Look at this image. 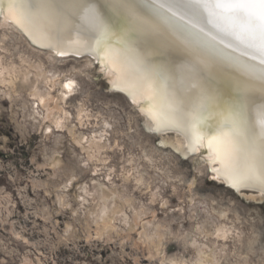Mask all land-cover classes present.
<instances>
[{
  "label": "rangeland",
  "instance_id": "rangeland-1",
  "mask_svg": "<svg viewBox=\"0 0 264 264\" xmlns=\"http://www.w3.org/2000/svg\"><path fill=\"white\" fill-rule=\"evenodd\" d=\"M3 47L7 60L18 61L20 52L37 57L14 38ZM83 63L82 57L47 63L61 79L76 81L65 101L53 100L58 87L43 106L20 79L12 90L0 86V264H170L173 259L193 264L201 244L221 251L219 264H264V200L233 193L213 181L196 156L182 157L161 145L124 97L109 89L96 65ZM53 108L62 109L59 117L66 111L65 126L46 118ZM69 129L87 137L100 133L109 146L103 158L87 162ZM93 183L131 201L128 224L118 219L108 234L96 235L92 227L86 233L97 202L87 196L82 204L76 194ZM60 195L62 206L55 201ZM134 212L139 216L129 229ZM142 223L160 231L157 249L139 238ZM217 224L232 226L233 232L217 238Z\"/></svg>",
  "mask_w": 264,
  "mask_h": 264
},
{
  "label": "bare ground",
  "instance_id": "bare-ground-1",
  "mask_svg": "<svg viewBox=\"0 0 264 264\" xmlns=\"http://www.w3.org/2000/svg\"><path fill=\"white\" fill-rule=\"evenodd\" d=\"M26 4L27 7L25 0L0 2V49L8 39L14 38L37 57L20 52L18 61H12L0 51L1 87L12 90L15 79H20L27 83L28 95L37 98L43 106L51 89L58 87L59 94L53 100L65 101L76 89V81L73 77L61 79V74L51 72L47 63L82 57L83 67L96 65L109 89L124 97L142 118L145 129L159 137L161 145L171 146L182 157L196 156L210 178L232 192L247 200H264V186L229 182L227 170L216 158L212 140L217 131L229 128L227 117L235 111L249 118L255 139L264 133V47L247 36L243 16L216 7L217 0H120L118 4L112 0H61L54 13L41 8L37 0H26ZM45 15L50 17V22L44 19ZM26 16L30 22H36L39 17L44 33L25 27ZM108 33L111 35L103 51L98 52V41ZM104 57L107 59L102 63ZM145 79L144 87L129 94V89ZM39 83L46 89L41 90ZM153 90L155 96L150 95ZM173 98L183 102V119L179 123H164L158 113L169 116L167 103ZM54 110H47L46 118L57 127L65 126L66 111L59 117L62 109ZM78 110L81 116L83 107ZM194 115L202 117L198 124L200 144L190 128L195 122ZM68 131L73 143L85 153L87 162L103 158L102 150L109 146L100 133L87 137L80 132L75 134L73 129ZM204 131L208 136L202 134ZM55 159L52 156L51 162L57 164L59 160ZM136 181L142 183L143 178L140 176ZM85 186L76 194L82 196L80 203L87 196L97 202L86 219L84 229L88 235L91 227L99 236L110 233L118 219L128 224L126 208L131 205L130 200L102 183ZM55 201L62 206L65 197L60 195ZM138 216V212L133 213L129 229L136 224ZM140 228L139 238L157 249L161 243L160 231L147 223H142ZM232 228L217 224L213 234L227 238ZM205 247V244L195 246L193 264H219L221 251H207ZM170 264L187 263L173 259Z\"/></svg>",
  "mask_w": 264,
  "mask_h": 264
},
{
  "label": "snow or ice",
  "instance_id": "snow-or-ice-1",
  "mask_svg": "<svg viewBox=\"0 0 264 264\" xmlns=\"http://www.w3.org/2000/svg\"><path fill=\"white\" fill-rule=\"evenodd\" d=\"M0 2H3V0H0ZM8 2L16 3V0H8ZM60 2L61 0H37L41 8L51 10L53 13ZM112 2L118 4L120 0H112ZM215 6L224 8L234 16H243L245 19L243 27L247 36L252 42L264 47V0H217ZM25 7H27L26 0ZM44 19L50 22L49 16L45 15ZM25 21V27L31 26L34 31L44 33V29L39 23V17H37L36 22H30L26 16ZM110 35L111 33H108L103 40L98 41V52L103 51ZM105 59L107 57L102 58L101 62L103 63ZM146 84L147 79L134 85L128 90L129 94ZM150 95L155 96V90L151 91ZM182 103V100L176 98L169 100L167 108L170 115L164 116L163 113H158L161 120L164 123H179L183 119ZM200 119L202 117L194 115L193 120L195 122L190 125L197 144H200L201 130L198 127ZM227 119L229 128L217 131L213 134L212 140L215 141L216 158L227 170L226 174L229 176V182L235 185L245 181L264 186V133H262L260 139H255L253 137L254 129L248 124L249 118L241 111L231 112ZM202 134L208 136L206 131ZM226 142H230V145L226 146Z\"/></svg>",
  "mask_w": 264,
  "mask_h": 264
},
{
  "label": "water",
  "instance_id": "water-1",
  "mask_svg": "<svg viewBox=\"0 0 264 264\" xmlns=\"http://www.w3.org/2000/svg\"><path fill=\"white\" fill-rule=\"evenodd\" d=\"M228 189V188H227ZM228 190H230V189H228ZM230 191H232V190H230ZM234 193V192H233Z\"/></svg>",
  "mask_w": 264,
  "mask_h": 264
}]
</instances>
